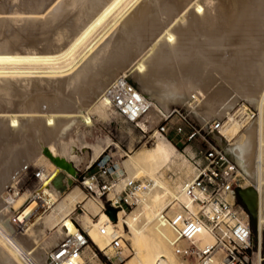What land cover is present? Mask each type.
Returning <instances> with one entry per match:
<instances>
[{"label":"bare ground","instance_id":"obj_1","mask_svg":"<svg viewBox=\"0 0 264 264\" xmlns=\"http://www.w3.org/2000/svg\"><path fill=\"white\" fill-rule=\"evenodd\" d=\"M54 5L47 21L37 26L50 27L54 38L62 37L60 47L0 49V264H27L20 251L37 264H53L49 259L50 249L68 237L71 222L65 223L67 229L65 225L59 227L51 238L45 239L44 231L55 227L56 216L62 215L64 219L68 204L74 202L78 192L76 187H69L72 166L56 155L52 144L68 133L90 131L94 126L92 113L103 118L112 115L102 95L119 75H131L150 93L154 101L144 117L148 122L157 121L161 113H167L170 101L190 97L195 102L188 104V109L201 123L214 117L223 121L217 139L223 140L221 146L231 155L245 181L249 184L257 181L253 186L257 192L256 225L261 235L264 232V0H60ZM113 15V27H107L104 36L98 37L100 41L96 39L99 42L92 39L94 45L90 42L93 45L90 48L88 42ZM77 57L79 63L78 59L75 61ZM36 71H41L38 72L41 75L36 76ZM42 71L54 73L53 83L46 87L60 89L68 100L40 93L45 89V81L39 80L44 75ZM240 100L248 101L258 111L257 119L246 128L244 124L255 117L247 121L240 110L232 113ZM141 122L146 123L139 121L145 129ZM241 128L245 129L237 142L230 143ZM39 135L47 145L35 143L32 136ZM27 141L34 143L39 155L49 160L53 171L40 175L41 185L30 199L11 203L5 187L13 182L17 164H28L30 160ZM152 143L150 148L128 157L126 178L119 167L113 172L118 181L113 193L123 191L128 181L138 177L137 173L150 179L152 185L137 194L138 199L147 192L145 196L150 201L142 202L146 211L141 224L137 213L128 214L124 209L116 212L113 221L89 200L85 203L86 217L82 213L85 218L82 229L93 243L103 235L101 228L106 232L105 228L111 227L116 229V235L126 236L134 251L127 264H179L172 252L174 237L170 238L169 227L159 220V215L172 197L188 203L192 212L195 206L183 192L184 183L174 194L158 178L177 152L171 141L154 132ZM133 166L138 169L137 177L133 169L131 174ZM90 183L86 180L83 184ZM165 196L170 199L165 201ZM51 204L55 205L53 209ZM37 205L42 212L51 211L41 223L31 227L38 216L26 220V215ZM10 209L13 212L9 214ZM208 210L209 206L205 212ZM89 215L97 216V221H92ZM79 235L75 231L71 238ZM73 241L68 242L70 248ZM194 242L197 247H209L214 236L205 229ZM182 243L187 244L179 241ZM261 261L259 255L256 262ZM196 263L223 264V261L213 255L202 261L196 259Z\"/></svg>","mask_w":264,"mask_h":264},{"label":"rangeland","instance_id":"obj_2","mask_svg":"<svg viewBox=\"0 0 264 264\" xmlns=\"http://www.w3.org/2000/svg\"><path fill=\"white\" fill-rule=\"evenodd\" d=\"M35 1H38V0H34V2L32 0H0V18H3L4 20L6 19L5 22L7 23L6 24V23L0 22V49L2 47H8V48H14V49L18 48L21 50L23 48L28 47V49H29L31 47L29 50H31L32 48H33V50H35L37 48L45 47V48L50 50V49H56V46L58 48V46L60 47L62 45L63 41L61 39H63V38L62 37L60 38L59 36H57V37H59V39L57 37L54 38L55 34H53L54 32L51 33V31L49 29L50 27L46 26V27H44L45 29L43 28L44 30L42 29V27L41 28L38 27L39 25H41V23H44L45 21H47L48 14L50 13L51 7H53L54 3H55L54 6H56L60 0L59 1L56 0V1H58L57 3L55 0H50V1L49 0H45V1L39 0L41 2L38 1V3L36 5H35V3H36ZM31 2H32V6L30 5ZM46 2H48V3H46ZM8 4H10V5H8ZM22 5H23V7H22ZM27 6L29 9L27 8ZM30 7H31V9H30ZM26 8L28 9V11H26ZM35 9H37V10H35ZM48 9H49V11H48ZM34 11H38V12H34ZM41 11H43V13ZM28 12L31 15L26 14ZM33 14H35V16ZM42 14H43V16H42ZM11 17H13V18H11ZM34 17H36V18L33 19ZM38 18H39V20H38ZM108 19L109 20H107L106 23L97 30V32L95 33V36L93 35V38H91V40L92 39L96 40L99 36H101V37H99L101 39L104 36L105 32H107L105 30H109L113 27V24L115 21L114 15L111 16V18L109 17ZM14 20L16 22H12ZM31 20L35 23V26H37L39 23L40 24L37 27H34V23ZM29 22L32 23V26L34 28H32V26L27 25ZM8 24H11V25L9 26ZM111 25H112V27H111ZM29 27L31 28V30ZM39 29H42V30H39ZM46 30H48V31H46ZM42 38H44V39L42 40ZM99 38H98V40L100 41ZM94 40L88 42L90 46L88 44L87 45L90 48H91V45L94 43L93 42ZM98 40H96V42H99ZM90 42H92V44H90ZM96 42H95V44H96ZM34 47H35V49H34ZM28 49H25V50H28ZM81 57L82 56H80V58ZM78 58L79 57H77L75 61H77ZM79 61L80 60L78 59L77 63H79ZM29 72L32 73L33 71H29ZM36 72H37L36 76H38L39 74L41 75V73H38L41 71H36ZM44 72L42 71V75L43 74L44 75L41 76L39 80L41 82L45 81V83L43 82L44 83L43 86L45 85L44 90H47V91L44 92V90H42L43 92H40V93H43L45 95L47 94L50 96L59 95L62 97L63 100H66V99L68 100V98H66V97H68L66 95V93L62 92L60 89H56L53 87H51V88L46 87V85L49 86L51 83H53V81H54V79H53L54 75L53 74L54 73H52V75H51V74H48L47 72H45L48 74L47 76H45ZM43 78H44V80H43ZM129 78L135 84V86L138 88V90L141 93H143L145 96H147L151 101H154L151 99L150 93L146 90H143L141 85L131 75H129ZM47 92H49V94ZM56 92H58V93H56ZM191 95L194 96L195 94L193 93ZM200 97H201V99H203L202 95H200ZM76 98H77V96L74 99H76ZM194 100H195V98H193V97L192 98L190 97L188 99H182V100H172L169 103V109L179 108V109L188 110L190 113V110L188 109V107L190 105H188V104H190L192 102L194 103L195 102ZM239 102H244L248 106H250L251 108L256 110V108L246 100H240ZM238 103L233 108L232 113H234L237 110L236 107H237ZM5 105H6V107L10 106L9 104H5ZM257 112L258 111L256 110V114H257L256 117H258ZM110 113L112 115L105 116L104 118H103V116L99 117L97 114L92 113L91 116H92V121H93L94 126L91 128L90 131L86 130L85 133H83L81 131L80 132L79 131L73 132V133L71 132V133H68L65 136L61 137V140L59 139L55 142L54 141L50 142L51 144L54 142V144H52V145H54V150H55L56 155L60 158L62 157V159L67 162V164L72 166L73 176L70 178L71 183H70L69 187L70 188L76 187L77 192H78V196L74 200V202H71L68 204V206L66 208L67 211L65 210L66 216L64 217V219L62 218V215L56 216V218L54 220V222H55L54 226L55 227L52 230H50L48 228L47 230L44 231V238L45 239H48V238H51L52 236H54L55 232L58 233L57 229L59 227L61 228V227H64V225H65L64 229H67L68 226L66 227V224H65L67 221L71 222V224L69 226L68 237L69 236L72 237V235L74 234L75 231L79 232L78 228L80 227L82 229L83 224H81V223H84V220H85L84 217H86V215L84 214V212H86V206H85L86 204L85 203L88 202L89 200H92L95 203L96 208H98V211H104L105 212V209L110 207L106 202L107 192H105L99 196L98 195L99 191H98V187H97L96 183H93V185H92L93 191L89 192V191L85 190V187L82 184V179H83L82 177L87 175L88 171H86V167L88 165H90L92 162H94L96 160L95 163L92 165V167L89 170L90 172H92L95 170L97 162H99L102 159H106V160H108V163H110V165L112 166L113 172H116L117 167H119L122 170L123 177L126 178L127 177V170H126L125 165L127 163H129L128 157L134 156L136 154V152L138 153L142 149L150 148L152 146V144L154 143V142L152 144L146 143V141H145L146 139H144L142 137V134L136 125H134L133 123L123 119L122 117L117 116L116 114H114L113 111H111ZM190 116L193 119L194 123L197 125V127L200 129L202 136L204 134V139L202 138V136H199L198 139H196L192 142H185V141L181 140V141L176 143L178 138H175V140H172L171 143H173L176 146L175 147L173 145L175 147V149L177 148L176 149L177 152L158 174V178L162 182L164 188L167 191H170L174 194L179 191L180 187L182 186V184L187 179H192L196 175L197 169H196L195 165L197 162H199L201 160L199 155L197 154L198 149L204 147L205 144H207V142H210L214 145L219 146L220 148H222L225 151V149L221 146V143L223 142V140L217 139V137L219 136L218 133H219L221 128L219 129L218 132H216V130H212V128H211L212 121L213 120H219V119L214 117L207 123H201L191 113H190ZM256 117L252 121L244 124V127L245 128L248 127V125H250L255 119H257ZM145 119H147V118H145ZM157 121L151 119V121L148 122L149 123L148 125L147 124L144 125L143 122H141V123L144 125L145 129L148 130L150 128H153L154 124ZM140 126H141V124H140ZM245 128H241L238 135L236 137H233L230 140V143H236L237 142L236 140L239 139L240 134L242 133V130ZM32 138L35 140L36 144L39 142L41 146H45L46 143H45V140H44L42 135H39L37 137L32 136ZM25 145L30 150V153H29L30 160L28 161V164L25 162H23V163L20 162L19 164H17L18 170H17V168L15 169V173H14L15 177L13 179V182L11 184H8L5 187V194H7L9 196L11 203H15V202L16 203H23L22 201H25L28 198L30 199L31 195L35 192V190L37 191L41 185V181H40L41 176L40 175L41 174H51L53 171L52 164L44 156L39 155L40 151L38 148H36L34 143H30L29 141H27ZM227 154L233 160L231 155L229 153H227ZM94 155H96V158ZM18 165H20L21 168ZM237 168H238V166H237ZM132 169L134 170V175H135L136 174L135 172H137L136 170H138V169H136V167H134V166L131 168V170ZM133 170L131 171V174H133ZM113 172H111V175L109 177H107L111 182H113L111 189L109 190L108 197H112L114 194L116 195L119 192H121V191H118V192L116 191L113 193V191L115 190L114 185H115V183L118 182L116 179V175ZM137 174H139V175H137L138 177L135 175L137 177L135 180L141 181L142 184H144V185H147V182L149 181V184L152 185L150 179L147 176H145L141 173H137ZM85 179L89 180V177L86 176ZM255 181H256V179L252 183L249 184L245 181L244 178H242L240 180V182L243 186H247V185H255L256 186L257 181L256 182ZM65 192H66V190H65ZM110 193H111V195H110ZM146 194H147V192L141 194L139 196V198L137 199L141 203H139V204L136 203L135 206L129 207L128 209L124 208V210L128 214H131V213H137L138 214V221H139L138 224L139 225L141 224V221H142L141 219L145 215V211H146V209H145L146 206L143 203H149L150 202L149 199L146 198V196H145ZM149 197H151V196H149ZM164 199H165V201H168L170 199V196H165ZM238 203L241 205V207L244 209V211L248 214V212L246 211L245 207L241 204L239 199H238ZM49 206L51 207V209H53L55 207V205H52V204ZM38 207H39L38 205L35 206L26 215V220H29V219L31 220L34 216H38V218L33 221V223H32L33 225L31 227L37 226L39 224V221L41 223L42 219L45 218L49 214V212L51 211V209H50V210H45L42 212L41 209H39ZM84 207H85V209H84ZM12 209H10V211L8 212L9 214L13 212ZM244 211L240 209L239 212H240V214L245 216L246 213ZM82 215L84 217H82ZM90 217H91L92 221H94V222H96L98 219L97 216L91 215ZM74 218H76V219H74ZM249 219H250V223H251V246H252L251 253H249V255H248L249 262L252 260L255 264H257L256 261H258V256L260 255V257L262 259V264H264V232H262V234H261L262 236H261L259 234L256 223L254 226L252 224L250 217H249ZM35 221H37V222H35ZM168 229H169L168 230L169 232L167 231V233L169 234V236L171 235L170 238L174 237V234H173L172 230L170 229V227ZM17 230H18V227H17ZM18 231H20V230H18ZM105 231L106 232H104L103 235H101L100 237H96L97 239H96L95 243L91 242L90 240L88 241L89 245H85V247H83V254L79 257V259L74 260V263H76V264H106V262H108L107 258L104 256V254L102 252L98 253V251H99L98 249L104 250L105 247L109 244L111 238L113 236H117V235H116V229H114V228L106 227ZM125 231L127 232L128 230L125 229ZM122 237H124L123 238L124 242H122L121 255L118 258V260L119 261L123 260V261H121L118 264H127L128 259L132 258V256L134 257V255H133L134 251L131 248V243H130V241H128V238L126 236H122ZM106 238H107V240H106ZM62 240L63 239L59 240L58 245L62 242ZM92 243L97 247V248L95 247L96 250L94 249ZM103 243H105V245ZM58 245H56L55 247H52V249H50V251L55 249ZM179 245L186 246L187 244L182 243ZM94 252H96L97 257L95 256ZM172 252L175 256L176 261L179 264H194V262H196V259H189L191 261L190 262V261L184 260L181 257H179V255L175 254L174 247L172 248ZM218 255L221 258L223 253L220 251L217 253V256ZM215 257H216V255H215ZM216 258L218 260H221L218 257H216ZM111 260L114 263L117 262V259L115 257H112Z\"/></svg>","mask_w":264,"mask_h":264},{"label":"built area","instance_id":"obj_3","mask_svg":"<svg viewBox=\"0 0 264 264\" xmlns=\"http://www.w3.org/2000/svg\"><path fill=\"white\" fill-rule=\"evenodd\" d=\"M102 100L114 114L136 125L146 143H152L154 132L164 136L170 141L178 138L179 141L192 142L202 136L200 129L194 123L188 110L171 108L167 113L160 115V119L153 128L143 129L139 121L149 124L145 115L152 108L151 100L141 93L135 84L130 80L129 75H119L105 89ZM236 109L242 112V116L251 120L256 115V110L244 102H239ZM223 124L222 120H213L212 130L217 132ZM151 132V133H150ZM204 139V134L202 136ZM197 154L200 161L196 163L197 173L192 179H187L183 185V192L188 197L191 205H194L195 212L190 211L188 203L182 202L176 197L169 200L164 208L159 220L168 225L174 233V250L182 259H197L202 261L207 257L222 252L221 260L223 264H255L249 262L251 253V223L249 215L238 203L237 187H243L240 180L243 175L238 171L237 165L230 156L219 146L207 142L204 147L198 149ZM96 161V160H95ZM92 162L86 167L87 175L83 176L82 184L89 177L90 184H83L86 191H93V183H96L99 196L106 194L107 204L115 208L116 211L135 206L137 194L141 190L147 189V185L138 180L127 182L123 191L108 197L109 189L112 186L107 177L111 175L112 166L108 160L102 159L97 162L95 170L90 172V168L95 163ZM39 175V174H38ZM209 210L205 212V208ZM240 209L246 215L240 214ZM205 229H208L214 236V243L209 247H197L194 240ZM79 236H71L63 239L62 242L49 253L50 262L53 264H76L74 260L79 259L83 254V247L89 245L83 229L78 228ZM101 233L104 229L101 228ZM124 237L113 236L104 250L98 249L107 258L106 264H118L123 260H118L121 255L122 242ZM73 239L70 248L68 242ZM179 241H185L186 246L179 245ZM94 249L96 246L92 243ZM96 247V248H95ZM94 251V250H93ZM95 256L97 257L96 252ZM21 256L27 264H37L29 255L20 251ZM115 257L114 263L111 258ZM262 264V261L259 263Z\"/></svg>","mask_w":264,"mask_h":264},{"label":"water","instance_id":"obj_4","mask_svg":"<svg viewBox=\"0 0 264 264\" xmlns=\"http://www.w3.org/2000/svg\"><path fill=\"white\" fill-rule=\"evenodd\" d=\"M0 22L6 23L3 18H0ZM59 176L63 177L62 174H59ZM236 193L241 204L245 207L246 211L248 212L252 224L255 226L257 214V192L255 190V187L253 185L237 187ZM116 212V209L112 207H108L107 209H105V213L113 221L116 219Z\"/></svg>","mask_w":264,"mask_h":264},{"label":"crops","instance_id":"obj_5","mask_svg":"<svg viewBox=\"0 0 264 264\" xmlns=\"http://www.w3.org/2000/svg\"><path fill=\"white\" fill-rule=\"evenodd\" d=\"M173 144V143H172ZM174 145V144H173ZM175 146V145H174ZM176 147V146H175ZM177 149V148H176Z\"/></svg>","mask_w":264,"mask_h":264}]
</instances>
